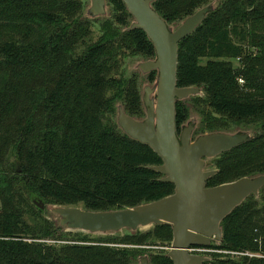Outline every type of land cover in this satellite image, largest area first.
<instances>
[{
    "label": "trees",
    "instance_id": "1",
    "mask_svg": "<svg viewBox=\"0 0 264 264\" xmlns=\"http://www.w3.org/2000/svg\"><path fill=\"white\" fill-rule=\"evenodd\" d=\"M109 1L114 20L95 38L82 0H0V264H133L144 254L150 264H174L168 252L137 247L170 245V224L123 236L71 235L33 202L111 210L175 191L153 169L162 158L117 124L118 103L145 116L138 79H124L122 68L133 57H155V48L145 31L128 29L133 16L124 2ZM212 1L153 5L178 26ZM218 3L179 44L178 86H198L205 95L177 101L178 131L194 108L201 116L195 135L244 126L254 135L220 155L207 186L264 173V0ZM222 228L223 240L210 247L264 253V187ZM214 255L216 264H264V257Z\"/></svg>",
    "mask_w": 264,
    "mask_h": 264
},
{
    "label": "water",
    "instance_id": "2",
    "mask_svg": "<svg viewBox=\"0 0 264 264\" xmlns=\"http://www.w3.org/2000/svg\"><path fill=\"white\" fill-rule=\"evenodd\" d=\"M133 16L128 29L145 31L155 48V57L138 64V69L150 74L156 71L154 85H148L142 95L145 116L136 118L118 103L117 124L124 133L148 144L163 160L153 169L164 174L163 181L175 185L174 193L163 198L111 210H91L83 206L49 204L57 214L59 225L68 231L110 235L123 230L136 232L141 228L170 224L173 240L167 255L174 264H205L210 256L189 252L191 246H209L223 240L222 221L250 195L259 196L264 187V173L244 176L216 186L207 180L218 173L220 155L247 141L251 131H214L198 134L190 119L178 133L177 101L200 95L198 86L179 87L177 69L179 44L192 34L207 15L216 9L213 0L184 18L178 26L169 24L153 3L156 0H122ZM91 17L107 14V0H91ZM42 210L47 205L33 199ZM138 264H150L148 254L140 256Z\"/></svg>",
    "mask_w": 264,
    "mask_h": 264
},
{
    "label": "rangeland",
    "instance_id": "3",
    "mask_svg": "<svg viewBox=\"0 0 264 264\" xmlns=\"http://www.w3.org/2000/svg\"><path fill=\"white\" fill-rule=\"evenodd\" d=\"M83 1V13H84V16L87 17L88 19H90L92 21V24H93V29H94V36L95 38H97L100 34H101V25L102 23H104L106 20H114V15H115V12H116V9L113 5V3H111L109 0H107V14L104 15V16H100V17H91L88 13L89 11V8L91 6V0H82ZM214 2V1H213ZM219 0H216V3H218ZM219 4V3H218ZM174 26V25H173ZM249 46H247L248 48ZM148 57L146 56H136V57H133V58H130V59H127L125 64H124V67L122 68V71H123V78L124 79H127L129 78L130 76H132L133 74L136 75L137 79H138V83H139V88L141 90V93L143 95L144 93V89L145 87H147L148 85L150 86H153L154 85V81L157 77V73L153 76H151V74H145L143 72H141L139 69H138V64L142 61H145L147 60ZM234 63L237 67H240V63L238 61V59H234ZM242 69V68H240ZM240 78H242L240 76ZM238 82L241 86H244L245 85V82L244 83H241L238 79ZM205 93L204 91L202 90V92L200 93V96H204ZM198 96V95H196ZM192 97H195V96H191L189 97L188 99L192 98ZM185 105L187 107H192L193 103L191 102V100H185ZM207 109V111H210V108H205ZM192 112V116H191V119H190V123H192L195 127L196 125L198 126L199 122L201 121V116L200 115H197L196 111L194 110H191ZM116 117H117V114H116ZM182 130V129H181ZM236 130H242V131H251L252 134L251 135H254L253 134V129L250 128V126H244L242 128H236ZM196 137V135H195ZM213 168H216L215 164H212L209 169H213ZM48 204L46 209H45V215L52 219L53 221L57 222L59 224V220L57 218H59V216L57 214H53L52 210H51V207H49V204L50 203H46ZM36 205V204H35ZM79 206H83V205H79ZM151 228H141L139 229L138 231L139 232H147L149 231ZM64 231H67V232H71L70 234L72 235V233H76L77 231H68L66 229L63 228ZM126 233H131V231L129 230H123L121 231L120 233H116V234H110L111 236L115 235H120V236H123L124 234ZM94 235H103V234H94ZM47 242H54V240H51V239H47L46 240ZM213 243H216V241H213ZM123 246V245H121ZM137 247H143L145 249H149V248H154V249H158L157 251H163L165 253H167L169 251V248L171 247V244H164V243H161V242H151L149 245H140V246H137ZM213 258L214 259H217V257L215 255H213ZM139 262H134L133 264H138Z\"/></svg>",
    "mask_w": 264,
    "mask_h": 264
},
{
    "label": "built area",
    "instance_id": "4",
    "mask_svg": "<svg viewBox=\"0 0 264 264\" xmlns=\"http://www.w3.org/2000/svg\"><path fill=\"white\" fill-rule=\"evenodd\" d=\"M239 81L241 83H244L245 80L243 78H239ZM259 244H262V240L258 239ZM189 252L193 254H202V255H207L210 256L211 259L207 261L205 264H216L214 262L213 255L216 253L221 254L223 257H237V256H258V257H264V253H252L250 251H238V250H228V249H219V248H214L210 246H191L189 247Z\"/></svg>",
    "mask_w": 264,
    "mask_h": 264
},
{
    "label": "flooded vegetation",
    "instance_id": "5",
    "mask_svg": "<svg viewBox=\"0 0 264 264\" xmlns=\"http://www.w3.org/2000/svg\"><path fill=\"white\" fill-rule=\"evenodd\" d=\"M152 58H154V57H152ZM151 59V58H150ZM178 133L180 134L181 133V130H180V132L178 131Z\"/></svg>",
    "mask_w": 264,
    "mask_h": 264
}]
</instances>
